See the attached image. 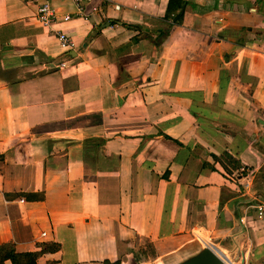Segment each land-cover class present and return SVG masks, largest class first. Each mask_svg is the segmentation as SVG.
<instances>
[{
  "label": "crops",
  "instance_id": "1",
  "mask_svg": "<svg viewBox=\"0 0 264 264\" xmlns=\"http://www.w3.org/2000/svg\"><path fill=\"white\" fill-rule=\"evenodd\" d=\"M41 1L0 0V244L58 245L36 264H125L197 239L188 256L208 242L264 264V218L237 221L264 198V0H183L157 48L126 25L167 0H93L89 19L47 0L68 52L35 21Z\"/></svg>",
  "mask_w": 264,
  "mask_h": 264
},
{
  "label": "trees",
  "instance_id": "2",
  "mask_svg": "<svg viewBox=\"0 0 264 264\" xmlns=\"http://www.w3.org/2000/svg\"><path fill=\"white\" fill-rule=\"evenodd\" d=\"M185 1L183 0H167L164 14L160 18H151L145 16L150 26L145 25H126L127 28L137 31V34L131 37L130 41L135 43L140 39L150 41L157 48L168 35L169 30L182 22ZM114 23V21H111ZM220 157L232 168L240 167L238 160L226 152H222ZM58 249L55 243H46L40 245L39 251L17 252L14 245L10 242L0 244V264L8 260L11 264H36V260L41 253L54 252Z\"/></svg>",
  "mask_w": 264,
  "mask_h": 264
},
{
  "label": "built area",
  "instance_id": "3",
  "mask_svg": "<svg viewBox=\"0 0 264 264\" xmlns=\"http://www.w3.org/2000/svg\"><path fill=\"white\" fill-rule=\"evenodd\" d=\"M74 6L75 15L82 19H89L92 14H96L99 11V4H92L93 0H71ZM115 8H118L115 6ZM70 18L69 15H62L59 21L65 22ZM34 19L42 29L53 32L60 49L64 52H68L74 48V42L70 37L65 35L61 31H54L50 29L51 25L57 20L54 9L50 6L47 0L39 2L36 6ZM59 66H63V63H59ZM239 173L244 171L243 167H238ZM244 187H247V183H244ZM261 219L264 218V198L252 197L251 201L243 205L242 213L238 217V225L244 226L246 218ZM43 234V233H41ZM229 261V260H228ZM233 264L231 261H229ZM244 264V263H242Z\"/></svg>",
  "mask_w": 264,
  "mask_h": 264
},
{
  "label": "rangeland",
  "instance_id": "4",
  "mask_svg": "<svg viewBox=\"0 0 264 264\" xmlns=\"http://www.w3.org/2000/svg\"><path fill=\"white\" fill-rule=\"evenodd\" d=\"M12 73L7 74L11 76ZM196 237H199L198 234H195ZM202 239V237H199ZM198 238V239H199ZM196 239L194 243H197ZM194 243H190L182 247L180 250L170 254L169 256H158L156 257V250L152 244L146 243L141 247L133 248L127 256V262L125 264H175L181 259L187 257L191 254L190 248L193 247ZM233 264H239L237 261H231Z\"/></svg>",
  "mask_w": 264,
  "mask_h": 264
},
{
  "label": "water",
  "instance_id": "5",
  "mask_svg": "<svg viewBox=\"0 0 264 264\" xmlns=\"http://www.w3.org/2000/svg\"><path fill=\"white\" fill-rule=\"evenodd\" d=\"M196 253L184 258L175 264H231L221 253L215 251L210 243H204Z\"/></svg>",
  "mask_w": 264,
  "mask_h": 264
}]
</instances>
